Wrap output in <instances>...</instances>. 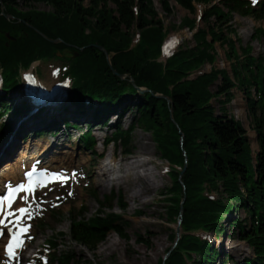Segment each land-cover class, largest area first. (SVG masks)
<instances>
[{"label":"trees","instance_id":"obj_1","mask_svg":"<svg viewBox=\"0 0 264 264\" xmlns=\"http://www.w3.org/2000/svg\"><path fill=\"white\" fill-rule=\"evenodd\" d=\"M156 1L165 15L172 14L171 0H0V117H10L0 124V137L13 115L28 108L26 97L14 105V96L4 95L21 88V70L37 60H66L62 77L70 78L72 85L65 94L76 110L66 106L58 118L66 126L79 127L70 119L72 112L91 109L101 122L118 113L117 106L124 102L126 109L136 108L135 121L128 128L114 125L106 144H122L131 154L137 124L151 133L160 157L170 166L171 185L161 195L169 219L177 223L181 218V232L176 240V230L171 229L173 244L167 251L176 242L174 248L153 264H219L225 254L222 264H227L233 257L199 234L214 232L217 237L227 229L253 249L254 256L240 264H264V55H254L249 43L241 44L232 22L234 14L261 18L264 0H175L192 13L196 4L206 8L203 25L188 15L174 25L187 28L193 43L178 45L165 59L162 45L169 33ZM33 2L51 9H37ZM258 36L264 38V29L256 28L253 37ZM216 43L225 47L233 76L216 66ZM207 64L210 69L204 71ZM235 88L245 93L257 134L255 153L242 121L230 111ZM84 127L79 139L94 150L91 122ZM93 196L99 203L95 214L85 217L82 207L68 212L71 240L92 249L110 231L126 239L129 219L105 211L112 204L123 208L122 192L111 189ZM240 208L249 218L234 214ZM46 242L56 246L55 236ZM53 255L50 264H73L68 251Z\"/></svg>","mask_w":264,"mask_h":264},{"label":"rangeland","instance_id":"obj_2","mask_svg":"<svg viewBox=\"0 0 264 264\" xmlns=\"http://www.w3.org/2000/svg\"><path fill=\"white\" fill-rule=\"evenodd\" d=\"M257 1V0H253ZM263 1V0H258ZM173 5V12L170 15H165L158 2L156 5L159 12V17L164 20L166 28L168 29V36L166 38H174L178 45L192 44V33L187 28H179L178 25L182 18L186 15L196 19L198 25H203L201 20L202 13L206 5L196 4L195 11L189 12L187 9L180 6L175 0H171ZM31 6L48 10L51 7L44 2H33ZM26 8V6H23ZM233 26L237 28L238 36L242 45L250 44L254 55H264V38H254L256 28L264 29V13L261 18L253 16H241L234 14L232 20ZM176 48V47H175ZM174 48V49H175ZM218 51L216 66L219 68H227L231 74L232 70L225 56V47L216 43ZM110 61V60H109ZM68 61L61 59H51L47 61L37 60L33 62L26 70H33L35 76L48 85H56L63 80L58 78L59 74L57 68L68 66ZM210 65L204 66L203 70H209ZM22 72L25 69L21 70ZM55 71V72H54ZM144 91V89H143ZM19 89L14 92L5 93L6 98L9 96L13 98L14 105L21 103L17 98ZM0 94L1 86H0ZM63 98L57 104L56 108L52 110L51 107L44 108L40 115L35 107L27 109V111H18L13 115L12 123L6 125V133L0 137V150L2 151L7 145L11 136L17 132L15 129L19 120L24 116L30 114L32 118L31 125L25 128L18 139L13 151L9 155L0 157V168L5 162H14L19 157V152L24 149L27 143L31 141V152H38L37 150H44L48 143L50 150L42 156H37L35 160L40 166L44 162L53 158L56 155H69V160L65 163H58L61 165L57 171V180L46 187H40L37 190L36 196L27 197L21 194L19 199L15 202L13 208L9 211L14 213L13 216H8L4 220V224L0 225V264H50L51 256L59 254L60 252L68 251L71 253V261L73 264H153L159 258H163L169 246L173 244L170 238L171 229L177 228V223L172 222L165 211L166 202L162 200L161 192L171 185V180L168 176L169 164L160 157L155 141L150 132L143 130L139 125L135 124L131 133V148L132 153L124 152L122 144L110 143L103 151V141L110 138L114 125H121L124 128L129 127L131 122L135 121L136 108L127 107L122 102L117 106V112L110 115V119L104 117L99 122L97 117L93 114L91 109L86 110L85 114L73 113L70 116L72 121H76L79 127L73 125L66 126L64 121L58 118L59 113L62 116L63 110L69 106L71 110H75L74 106L70 104L68 95L61 93ZM20 95V94H19ZM234 99L229 105L231 113L242 121L247 130L251 147L254 153L259 149L257 142V134L251 126L250 118L248 116L245 93L241 88L234 89ZM131 96H128L130 98ZM135 100V99H134ZM133 100V101H134ZM99 106V105H97ZM123 108V109H122ZM55 113L56 115H49ZM119 114H121L119 116ZM119 117V118H118ZM10 119L8 114L0 117V124ZM90 121L94 131V137L97 144L94 150L86 148L83 142L79 139L83 131L85 123ZM107 121V122H106ZM106 122V123H105ZM85 129V127H84ZM54 131V132H53ZM36 132H41L40 134ZM55 142L54 145H52ZM148 145V153L142 151L143 144ZM116 151L117 163H120L126 158H133L138 156L151 157L154 164L151 168L154 170V183L148 192L143 196V201H138L128 197L129 184H111L107 187H100L96 185V173L99 165L104 161L106 156L112 151ZM102 154V155H101ZM31 164V163H30ZM30 165H25V169ZM142 181L138 178V182ZM129 185V186H128ZM111 189L120 190L123 195V208H118L114 204L105 208L106 212H118L129 219V226L127 228V238L120 237L117 233L107 232L100 240H98L92 249L79 246L71 240L68 235L69 232V211L73 208L82 210V215L89 217L95 214L99 207L98 199L93 196L94 193H108ZM101 198V197H100ZM22 207L28 208V215L18 217V211ZM138 210V211H137ZM235 215L242 218H249L247 211L243 208L236 210ZM19 223H16V221ZM227 219L225 222L227 224ZM16 224V225H15ZM14 226L15 229H23L21 239L24 242L14 258L6 254L7 245L10 242L12 235L9 228ZM58 232H63L65 235H60ZM181 232V231H180ZM199 234L208 238L213 245L222 253H227L233 257L228 259L227 264H240L245 257H253V249L250 248L246 242L236 236L231 235V230L227 229V233L219 235L215 238L214 232H202ZM55 236L56 246H47L46 239L49 236ZM112 238L117 241V248H104L108 239ZM224 241L223 247L219 242ZM226 255V254H225ZM223 256L218 263L222 264V260L226 258ZM10 261V263H8Z\"/></svg>","mask_w":264,"mask_h":264},{"label":"bare ground","instance_id":"obj_3","mask_svg":"<svg viewBox=\"0 0 264 264\" xmlns=\"http://www.w3.org/2000/svg\"><path fill=\"white\" fill-rule=\"evenodd\" d=\"M29 116L31 115L27 114L22 118V120L18 121L15 127L17 132L13 137L11 136L5 148L2 151L0 150V157L11 154L15 145L19 142L18 139L20 137V133L25 128L33 125H31L32 118H29ZM54 144L55 142L52 145ZM31 145V141L27 143L26 146H24L25 148L19 152V157L14 162L3 163L0 168V190H2L3 187L15 184L22 178L21 176L25 169V165H29L37 156H42L41 153L46 154L50 150L49 144L47 143L44 150H37L38 152L33 153L30 151V149H32ZM142 151L148 153V145L146 143L143 144ZM69 159V155L67 154L56 155L53 158L46 160L42 167H46L48 173L56 174L61 166L58 165V163H65V161H68ZM151 164H154L151 157L140 158L138 156L126 158L120 163H117L116 151L113 149L96 170V185L100 187H107L111 184H129L128 197L138 201H143V196L148 192V189H150L154 183L152 177H154L155 174L153 171L154 169L150 167ZM138 178L142 181L138 182ZM19 196L16 201L19 199ZM26 215H28V211ZM18 228L19 227L15 229L14 226L9 228L12 237L13 233L20 236L18 234ZM223 243L224 241L219 242V245L221 247L225 246V243ZM117 244L118 243L115 239L109 238L103 247L117 248Z\"/></svg>","mask_w":264,"mask_h":264},{"label":"snow or ice","instance_id":"obj_4","mask_svg":"<svg viewBox=\"0 0 264 264\" xmlns=\"http://www.w3.org/2000/svg\"><path fill=\"white\" fill-rule=\"evenodd\" d=\"M32 189V185L30 184L27 188H25L24 186H21L19 189H17V191H29ZM14 194V193H13ZM13 194H10L9 197H8V201H9V207L11 206V202H12V195ZM19 212L23 215L26 210L25 209H20ZM0 214H3V202H0ZM15 215L14 213H11L9 212L7 214V216H13ZM7 216L5 217V219H7ZM16 223H19V221H16ZM4 224V220H0V225H3ZM23 231H26L23 230ZM3 233L0 232V235H2ZM22 244L20 243V241L17 239V234L16 233H13V242L10 243L7 248H8V255L11 257L13 256L14 254V248L16 247H21Z\"/></svg>","mask_w":264,"mask_h":264},{"label":"water","instance_id":"obj_5","mask_svg":"<svg viewBox=\"0 0 264 264\" xmlns=\"http://www.w3.org/2000/svg\"><path fill=\"white\" fill-rule=\"evenodd\" d=\"M7 17H10V15H6ZM9 38L10 39H13V37H10L9 36ZM50 41H52V42H57L59 39H50V38H48ZM171 44H173V41L171 40V42L169 43V45H171ZM100 49H102V50H104V48L102 47V46H98ZM173 50V49H172ZM107 55V60L109 61V56H108V54H106ZM121 77H124V75H121ZM140 90L141 91H143V88H140ZM172 110L173 109H171V117H172ZM173 118V117H172ZM185 169H186V165H184V167L182 168V170H181V172H180V177L183 175V173H184V171H185ZM184 201V198L182 199V201H181V203ZM180 212H182V208L180 209ZM180 216H181V214H180ZM180 222H181V219H179V221H178V223H177V228H176V240L177 239H179V237H180V231H181V229H180ZM175 244H176V242L174 243V245L165 253V256L163 257V259H166L167 258V256L169 255V253L171 252V250L174 248V246H175ZM163 264V263H162Z\"/></svg>","mask_w":264,"mask_h":264}]
</instances>
